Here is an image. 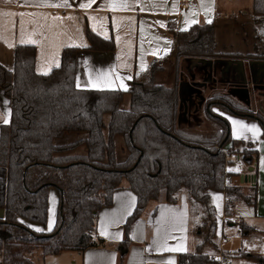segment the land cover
I'll return each mask as SVG.
<instances>
[{"label":"trees","instance_id":"obj_1","mask_svg":"<svg viewBox=\"0 0 264 264\" xmlns=\"http://www.w3.org/2000/svg\"><path fill=\"white\" fill-rule=\"evenodd\" d=\"M251 15L264 41V0H253ZM169 29L176 36L179 58L235 56L216 50L215 21L179 31L170 23ZM86 34L89 44L85 49H116L113 38H104L91 29ZM80 49L65 47L61 64L48 74L36 71L33 44L16 47L13 69L0 63V88L11 108L10 123L1 126L0 134V208L5 210L0 218L2 262L34 264L30 255L36 250L45 256L103 244V238H96L98 215L112 204L114 192L126 182L136 193L137 204L124 224L121 251L129 247L133 225L149 203H178L185 194L198 242L195 252L179 254L177 264H216L207 250L218 249L212 193L225 188V154L215 146L231 144V151L250 165L258 153L248 148L233 151L241 141L233 139L228 119L216 114L214 107L256 118L263 130L264 112L255 113L225 94L214 95L206 109L215 127L213 132L202 135L200 131L180 130L175 124V91L157 82L164 70L159 61L166 57L155 59L136 76L129 91L83 89L75 82ZM127 95L130 100L125 107ZM74 132L84 136L57 143V139ZM120 135L128 148L124 160L117 157L116 137ZM81 146H86L87 152L75 153ZM52 187L59 191L56 224L51 231H36L34 224L48 222ZM226 189L233 199L242 195L239 188ZM246 198L255 203V194ZM156 212L150 225L156 221ZM246 257L264 264L263 256ZM119 264H123L122 259Z\"/></svg>","mask_w":264,"mask_h":264},{"label":"crops","instance_id":"obj_2","mask_svg":"<svg viewBox=\"0 0 264 264\" xmlns=\"http://www.w3.org/2000/svg\"><path fill=\"white\" fill-rule=\"evenodd\" d=\"M221 1L225 3L224 0H95L85 9L80 4L87 0H68L67 7L52 6L62 4L64 0H0V63L13 69L16 47L19 44H33L37 50L36 71L48 74L61 64L65 47L79 46L82 49L77 53L75 78L78 88L129 91L133 79L144 73L155 59L166 57L165 60H171L172 54L176 53V36L169 29L170 23H174L179 31L187 30L195 24L208 23L209 20L216 23L215 41L218 51L235 54L243 62H254L255 67L264 63V56H261L264 55V41L258 34L259 24L251 15L252 5L250 10L231 13L226 10L230 5L220 8ZM125 4L127 7L121 6ZM87 29L104 38H113L116 49H85L89 44ZM224 69L221 64L214 74V80L218 82L220 79L223 85L229 81H232L229 85L247 83L248 86L244 88L250 89L251 81L255 84L260 79L264 80V70L258 72V69L253 72L252 79L250 71L249 74L241 71L237 77V73L234 74L231 80H222L219 74ZM190 93L185 88L183 94H188V104H185L184 109L177 110L175 117L176 128L187 132H193L194 127L207 118V105L203 109L197 107L198 103L195 106L197 97L205 98V94L197 92L192 97ZM249 97L252 102L250 90ZM259 99L261 101L264 97ZM4 101L7 103H3ZM237 102L244 103L241 100ZM258 109L264 112L263 107ZM5 110L11 112L9 99L0 88V134L1 126L6 124L3 123ZM221 115L228 119L233 139L258 153L251 165L241 156L233 158L231 162L241 161L238 166L240 170L229 171L232 169L230 163L228 172L233 175V180L223 190L212 193L217 212L218 249L235 257L236 250L227 246L233 237L225 231L236 230L233 227L240 224L239 232L243 235L254 232L264 235V130L256 118L225 111ZM233 120L241 122L247 128L255 126L258 131L254 135L240 124H233ZM251 167H254L252 171ZM123 184V188L114 192L112 204L103 207L98 215L96 238H103V244L91 246L84 251L64 250L45 256L39 251L32 258L34 264H119L121 259L123 264H177L180 253L195 252L198 237L193 230L190 206L185 194L178 203H149L133 225L129 247L126 252L121 251L120 243L125 239L124 224L137 204L136 193L127 183ZM228 186L239 188L242 195L233 199L226 189ZM253 194L255 203L246 198ZM58 204L59 191L52 187L49 189L48 222L46 225L34 224L35 230L39 228L48 232L54 228ZM129 207L130 212L127 210ZM156 209V221L150 225ZM53 213L54 220L51 216ZM237 218L242 221L238 222ZM114 220L120 222L113 223ZM207 251L211 254V250ZM239 252L243 257L246 254L264 257V250L260 253L240 248ZM249 259L258 261L256 258ZM0 264H3L1 259Z\"/></svg>","mask_w":264,"mask_h":264},{"label":"rangeland","instance_id":"obj_3","mask_svg":"<svg viewBox=\"0 0 264 264\" xmlns=\"http://www.w3.org/2000/svg\"><path fill=\"white\" fill-rule=\"evenodd\" d=\"M253 0H224L225 3H222L221 1V7L223 5H230V7H226V10H229L231 13H238L240 10H250ZM228 11V12H229ZM216 24V23H215ZM229 29V28H227ZM230 31V29H229ZM220 32V31H218ZM176 50V49H175ZM217 50V48H216ZM218 51V50H217ZM220 52V51H218ZM236 52V51H231ZM224 53V52H222ZM263 54V53H260ZM235 55V54H232ZM254 56V55H253ZM249 57V56H248ZM252 57V56H250ZM159 63L164 66V70L161 72V76L157 79V82L165 83L167 86H171L173 90L175 91L176 96V110H181V108L184 109L185 104H188V94H183V91L188 89L190 93V96L193 97V94H196L197 92L205 94V98L203 96H198V102L195 103V106L198 103L199 108L203 109L205 105H208L209 99L213 97L214 95L219 94H225L229 97V99H232L237 102V100H241L244 103H239L241 105H244L246 107H249L253 110V112H258V108L261 106L263 107L262 110H264V99L260 101L259 98L263 97L261 96V93H264L263 91H259L258 89H254L252 86L253 81H251V85H249V88L251 89V96H252V102H250L249 98L246 97V94L241 89H244L245 86H240L236 84L229 85V81L227 83L224 82L225 85L220 83V79L218 82L214 80V74L216 69L219 65L222 64L224 66V70L219 74L222 78V80H231L232 76L236 74V77L239 76V73L242 71L245 74H249L248 71H250L251 79L253 78V72H256V69H258V72L261 70H264V63L259 64L257 67H255L256 63H249L247 60L244 62L241 60L240 57L232 56V57H222V58H215V59H202V58H179L177 56V52L172 54L171 60H161ZM228 69V70H226ZM218 76V75H217ZM219 78V77H217ZM259 83H264V80L257 81ZM264 85V84H262ZM203 91V92H202ZM235 98L237 100H235ZM130 100L129 95L126 96L124 105L125 107L128 106V101ZM214 111L216 114H221L223 111L219 109L218 107H214ZM207 113V112H206ZM109 117L107 116V120ZM212 119L207 115V118L202 119L198 126V128L194 127L195 131H200L199 133L204 135V132L206 131L213 132L214 124L212 125ZM199 123V122H198ZM214 127V128H213ZM198 129V130H197ZM193 130V131H194ZM84 136L83 132H74L65 134L63 137L57 139V143L63 144V143H69L73 142L75 140H78ZM248 145L244 147L241 145V143L237 144L236 147H233V151L242 152L243 149L248 148ZM116 148H117V157L119 160H124L128 155V148L126 146V141L124 136L120 135L116 137ZM87 152L86 146L79 147L75 153H81L84 154ZM232 160V159H231ZM241 161H233L231 162V168L235 169V171H238V166L240 165ZM126 184V182H123ZM151 206V205H150ZM149 206V207H150ZM148 207V208H149ZM58 210L56 211V214ZM53 217L52 220H54L55 215L54 213L51 215ZM57 219V215H56ZM240 224L234 226L236 230L233 231H225L227 235L230 237L232 236V240L228 242L227 246H230L231 248H234L237 252V255L233 257L234 264H262L260 261H256L255 259H249L248 257H243L240 255V248H249L253 252H260L262 253L264 250V235H261L259 233H250L249 235H243L241 232H239ZM217 237V232H216ZM243 246V247H242ZM196 249V247H195ZM39 251L36 250L34 254L30 255L31 258H35ZM221 249L217 250H211V255L215 256L218 252H220ZM0 259L2 261V256L0 255ZM4 264V263H3Z\"/></svg>","mask_w":264,"mask_h":264},{"label":"built area","instance_id":"obj_4","mask_svg":"<svg viewBox=\"0 0 264 264\" xmlns=\"http://www.w3.org/2000/svg\"><path fill=\"white\" fill-rule=\"evenodd\" d=\"M185 6V5H184ZM228 145L224 146V145H216L215 148L220 151L223 152L225 154V176H224V185H227L228 183H230L233 180V175L231 173L228 172V167L230 166L231 163V159L239 157V154L237 155L236 152H232L231 148ZM234 148H237L236 146H233ZM238 222H241L242 219L241 218H237ZM224 239L229 240V237H224ZM214 260L216 262V264H234V260H233V256L224 251L221 250L220 252H218L215 256H214Z\"/></svg>","mask_w":264,"mask_h":264},{"label":"snow or ice","instance_id":"obj_5","mask_svg":"<svg viewBox=\"0 0 264 264\" xmlns=\"http://www.w3.org/2000/svg\"><path fill=\"white\" fill-rule=\"evenodd\" d=\"M95 2V0H87V2L86 3H82V4H80V7H82V8H85V9H87L88 7H90L91 6V4L92 3H94ZM52 6H55V7H67V6H69V4H68V0H64V2L62 3V4H57V5H52ZM122 7H127V5L125 4V5H121ZM20 15H23L22 13L20 14ZM208 23H211V20H209V21H207ZM160 23H162V22H160ZM58 66V65H57ZM44 74H47V72H45ZM97 79H99V74H98V76H97ZM126 90V89H125ZM3 103H7V101H4ZM10 116H11V112H10V110H5V113H4V120H3V123H10ZM233 122V124H240V126L242 127V128H247V126H245V125H243L241 122H238V121H235V120H233L232 121ZM247 130L248 131H251V132H253V134L255 135L256 134V132L258 131L257 129H256V127L255 126H251L250 128H247ZM229 171H235V169H229ZM128 210V212H130V207L127 209ZM113 223H119L120 221H118V220H114V221H112ZM51 228V224L49 225V229ZM36 231H43V229H39V228H37L36 229ZM101 231L103 232L104 231V223L102 222V224H101ZM119 236V234H117V237ZM173 251H175L176 249H172Z\"/></svg>","mask_w":264,"mask_h":264},{"label":"flooded vegetation","instance_id":"obj_6","mask_svg":"<svg viewBox=\"0 0 264 264\" xmlns=\"http://www.w3.org/2000/svg\"><path fill=\"white\" fill-rule=\"evenodd\" d=\"M236 85H240V86H248V84L246 83V84H238V83H235ZM262 84H264V83H253L252 84V86L254 87V89H259V91H263V89H264V85H262ZM260 86H263V88H260ZM258 87V88H257ZM250 91H251V89H249ZM261 96H263L264 97V94H262Z\"/></svg>","mask_w":264,"mask_h":264},{"label":"water","instance_id":"obj_7","mask_svg":"<svg viewBox=\"0 0 264 264\" xmlns=\"http://www.w3.org/2000/svg\"><path fill=\"white\" fill-rule=\"evenodd\" d=\"M241 90L245 92L246 97L249 98V100H250V97H249V89L244 88V89H241ZM253 169H254V167H251V168H250L251 171H252ZM4 215H5V210L2 209V208H0V218H3Z\"/></svg>","mask_w":264,"mask_h":264}]
</instances>
